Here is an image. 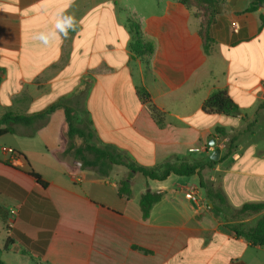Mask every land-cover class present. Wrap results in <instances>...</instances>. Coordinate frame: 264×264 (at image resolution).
<instances>
[{"label":"crops","instance_id":"0c3cea01","mask_svg":"<svg viewBox=\"0 0 264 264\" xmlns=\"http://www.w3.org/2000/svg\"><path fill=\"white\" fill-rule=\"evenodd\" d=\"M261 14L264 8L242 14L232 22L239 30L223 37L216 30L205 51L201 21L179 0H0V119L29 117L28 124L13 121L15 132L0 138V248L13 241L5 264L10 254L17 264H264V246L230 229L254 227L264 210L222 222L200 186L202 180L221 191L232 210L264 203V54L255 46L251 66L242 51L264 43ZM130 20L152 54L134 56ZM140 89L165 113L163 126ZM217 91L239 106L237 116L203 110ZM66 110L73 128L91 130L88 144L139 167L171 156L207 164L216 149L219 159L200 176L153 181L134 173L127 198L118 191L127 167L113 166L102 177L68 150L83 139L69 138ZM193 147L205 151L190 153ZM190 190L198 203L185 197ZM147 191L164 196L143 219L140 198Z\"/></svg>","mask_w":264,"mask_h":264},{"label":"trees","instance_id":"16d2710c","mask_svg":"<svg viewBox=\"0 0 264 264\" xmlns=\"http://www.w3.org/2000/svg\"><path fill=\"white\" fill-rule=\"evenodd\" d=\"M218 0H179L183 5H185L193 15L201 21L200 34L203 38L205 51H208L213 45L214 41H209L207 38V32L203 29L205 28L204 21L199 17L197 12V2L200 4H205L208 6H213ZM259 8H264V0H252L250 4L244 9V13L257 12ZM261 21H264V14L259 16ZM130 30L134 34V41L131 44V51L135 57L143 58L146 55L152 54L154 47L152 44L147 43L142 38V33L140 31V26L133 21H129ZM209 41V42H208ZM88 91V84H85L77 93V96L84 98ZM139 96L142 101L148 105L151 115L155 122L159 126H163L165 122V113L160 111L151 101L150 94L145 89L139 90ZM63 103H59L51 107L50 110L62 107ZM203 110L207 113H219L228 116H237L239 114V106L230 98V96L225 91L214 92L203 104ZM66 118L69 124L68 136L73 139L74 136H78L83 139V143L76 146L74 143H70L68 150L72 151L74 155L81 160L82 166L84 168L94 169L96 173L102 177L109 176L113 169V166L122 165L129 169V175L127 178L123 179L119 183V195L130 198L132 196L131 179L134 173H140L146 180L153 181H164L169 176H181V177H191L195 174L200 176V170L205 166H212L216 164V161L210 160L206 164L202 160L190 159L186 157L171 156L165 160L162 164L153 168H144L134 165L128 161V159L114 150L109 148H97L88 144V141L92 138V132L89 128L85 127L83 129H75L71 125L70 115L68 110H66ZM22 121L25 124L29 123V117H21L13 113H7L0 119V138L8 134H13L15 132L12 127L13 121ZM216 134L220 135L222 138L226 136L225 130L223 128H216ZM236 139H231L230 143L227 145L229 152L234 147L233 142ZM31 175L37 183L46 186V183L41 179L39 174L30 172ZM200 186L206 189V195L212 204L211 212L214 216L222 222L232 221V219H237L243 215L256 214L264 210V203H246L240 209L232 210L228 205L227 200L221 191H214L205 186L203 181H200ZM164 196L163 192H153L147 191L140 198V208L142 212L143 219H147L150 215L152 207L162 200ZM230 214L231 218L228 219L227 215ZM230 229L236 234L237 237L244 238L253 246H264V216H262L256 222L255 226L252 228H244L242 224H236L230 226ZM13 241L8 238L5 246L0 248V264H5L2 258L4 252L9 251ZM144 253H150L147 250H143Z\"/></svg>","mask_w":264,"mask_h":264},{"label":"rangeland","instance_id":"374dc122","mask_svg":"<svg viewBox=\"0 0 264 264\" xmlns=\"http://www.w3.org/2000/svg\"><path fill=\"white\" fill-rule=\"evenodd\" d=\"M251 1L252 0H218L213 6L197 2V12L199 17L204 21L205 28L203 30L207 32V38L209 41H215L216 30H218L221 37L229 31L233 32L232 22L237 20L242 14H245L243 11ZM255 46H259L260 51L264 54V43L259 40H255L252 44L245 46L242 49L245 53L244 62L251 66H255L257 62V58L252 55L255 52ZM76 141L77 143L81 142L79 138H76ZM5 258L9 264H17V261H19L18 257L13 254H10Z\"/></svg>","mask_w":264,"mask_h":264},{"label":"built area","instance_id":"2783aa9c","mask_svg":"<svg viewBox=\"0 0 264 264\" xmlns=\"http://www.w3.org/2000/svg\"><path fill=\"white\" fill-rule=\"evenodd\" d=\"M233 28L237 32L239 30V25L236 22H234ZM224 147H225V143H223L220 148L222 149ZM201 151H205V149H202L201 147H193V148L189 149L190 153H199ZM7 152L9 154H11L13 161H17L19 159V155H18V153H16V151L14 149H11V148L7 149ZM185 197L192 202H195V203L199 202V195H198L197 191H195V190H190V191L186 192Z\"/></svg>","mask_w":264,"mask_h":264},{"label":"water","instance_id":"95a60500","mask_svg":"<svg viewBox=\"0 0 264 264\" xmlns=\"http://www.w3.org/2000/svg\"><path fill=\"white\" fill-rule=\"evenodd\" d=\"M215 144V140L212 139L210 141V145L213 146ZM219 155H220V149H216L213 154L211 155V159L214 160V161H217L219 159ZM210 207H212L211 204H209Z\"/></svg>","mask_w":264,"mask_h":264},{"label":"clouds","instance_id":"9594fccd","mask_svg":"<svg viewBox=\"0 0 264 264\" xmlns=\"http://www.w3.org/2000/svg\"><path fill=\"white\" fill-rule=\"evenodd\" d=\"M69 26H71V18H68Z\"/></svg>","mask_w":264,"mask_h":264}]
</instances>
